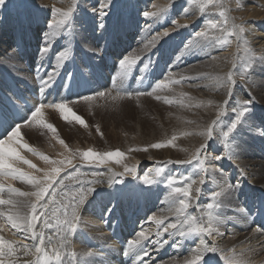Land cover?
<instances>
[{"label":"snow or ice","instance_id":"obj_1","mask_svg":"<svg viewBox=\"0 0 264 264\" xmlns=\"http://www.w3.org/2000/svg\"><path fill=\"white\" fill-rule=\"evenodd\" d=\"M12 0H0V10H7V5ZM186 5L182 14H189V6H198V11L204 13L209 6L219 9L221 20H208L206 28L195 31L190 40L184 43L181 52L191 53L194 49L203 50L205 47H214L216 44L226 46L229 43V37H235L238 44L245 42L246 29L243 25H236L234 22L229 24L228 9L223 0H185ZM175 6V0H172V7ZM154 11H139L143 17L144 27L141 32H152V25L157 23L160 18L167 12L168 5H152ZM13 8L29 9L39 18L42 9L37 7L33 0H20V3L13 4ZM82 11L79 0H70L69 6L51 8V19L48 20L47 30L44 31L39 44L40 60L36 66V81L39 84V96L41 100L34 104L31 109L27 107V100H21L11 88L7 89L11 95L5 94L0 89V109L11 108L20 115L18 121H13L5 127V122L0 120V231L5 225L10 226L15 231L13 237L18 233H23L19 238H6L0 235V264H96L95 261L88 258L94 257L97 253L88 249L87 251L77 252L72 249L71 243L73 236L86 223L84 212L87 206L92 202L93 193L96 186L104 181L102 172L81 171L80 167L73 163L79 157V164H95L96 166L106 165L110 162L120 164L125 153L119 150L95 152L91 148L79 152H73L71 158L60 160H49L46 155H41L33 147L24 141L22 130L40 126L55 132L56 129L51 123H45L44 109L52 108L57 111L60 117L65 121H75L79 125H85V120L76 114L68 105L79 100L93 101L100 99H111L112 101L139 98L141 96L154 97L161 100L158 91L167 89L170 85H181L189 79L209 81L205 87L211 86L219 91L223 90L224 98L221 104L215 106V118L209 123L198 135L204 138V142L191 155L190 159L168 161V164H180L195 166L196 171L200 174L197 181L191 179V176L183 174H170L164 179L166 168L158 165L155 170L149 169L141 175L139 170L133 166L123 165L125 171L120 175H131L133 179L140 181L145 188H151L155 185L165 184L170 189L166 196L168 202L169 214L175 217L174 222L165 224L167 217L157 218L152 215L148 217L157 226L154 232V239L151 244L158 250L171 243L174 249H179L183 241L196 237L199 243L189 249V256L182 261L176 260L175 257L169 264H248L243 258L245 251H251L250 247L242 248L237 251L236 245L231 247H222L219 241L224 237L228 222L236 223L240 220L249 222L250 217L247 207L238 202L232 206V215H226L223 209L228 205L225 199L231 197L233 192L240 189L239 181L232 184L225 179L222 184L216 185L218 190H213L210 194L211 202L206 205L198 203L199 198L203 195L201 186L205 184L209 172H219L223 175V170L216 167L213 161L229 160L237 163L238 148L237 143L240 132L247 127L254 134L264 137V126L253 124L251 116L252 99L233 100L237 86V76L241 82H247L254 70L255 64H264V57L258 61L253 57L247 56L241 71L237 72L235 61H232L231 68L223 75L212 76L207 72H199L195 76H188L185 73H176L172 71L173 66L178 65L182 60V55H176L172 64L168 65V71L163 74L164 79L160 80L152 87L151 91H145L140 88L129 89L126 86L127 78L132 74L133 69L139 67L141 73L150 70L157 61L151 59L150 53L156 49L162 38L171 36V33L179 29L187 28L188 24H181L176 19H172L173 28L165 29L152 35L147 41H142V47L126 52L118 60L117 72L111 76L112 87L106 91H87L86 93H77L71 100L62 98L60 102L44 103L43 99L51 93L60 91L64 87L66 91L70 90L75 84L80 86V80H84V73L76 71H67L66 62H73L74 55L71 54L73 45H81L82 51L92 54L91 57L100 58L105 52L106 44H98L93 36L87 34V28L76 27L74 20L76 13ZM88 11L91 13L88 20L91 21L92 33L99 32L104 36L106 28V18L114 12L113 0H97L96 4L90 6ZM219 29L221 36H217L214 30ZM59 39L65 40V47L55 53V60L52 70L45 67L49 55L53 52L54 43ZM206 42V43H205ZM21 45L16 43L10 45L8 49L0 51V62H13L14 69H18L15 63L20 55ZM148 63H144L145 54ZM213 61L217 57H212ZM140 65H143L140 67ZM85 70L91 75L94 68L91 64L85 65ZM79 76V79H78ZM86 82V81H85ZM138 83L143 84L142 77L138 78ZM199 86V85H196ZM181 98L167 99L168 104L178 103L181 107L199 108L201 102L191 103L190 97L186 93L180 94ZM212 101H208V106ZM176 137L173 136L167 144L154 143L149 145L153 149H160L173 144ZM215 140L223 146V151L214 157L208 155L209 142ZM59 143L64 144L63 140ZM141 149H129V151H140ZM147 151V148L143 149ZM29 152L39 156L40 159L53 165L49 169H37V172H43V175H29L21 170V165H27L29 168H35L29 159L25 158L22 152ZM73 169L67 172L66 169ZM61 173H64L62 176ZM241 176L245 175L243 169L240 170ZM115 175V174H113ZM191 179V182L188 181ZM19 180L30 185V190L21 191L14 187L11 181ZM117 181L109 179L108 183L113 186ZM123 181H120L122 183ZM215 183V181H213ZM225 198V199H222ZM195 206L198 215H193L189 209ZM114 207V205L112 206ZM112 207L107 209V215L112 212ZM258 214H264V206L257 209ZM252 217L249 226L253 224ZM105 224L108 220L104 221ZM115 226V225H114ZM254 235L264 236V225H259L252 229ZM153 233L147 229L138 231L135 238L128 239L123 246V256L125 261L131 260L132 264H150L149 258L151 253L145 246ZM167 238H164V237ZM251 238H249L250 241ZM30 240L31 243H26ZM211 240V243L208 241ZM109 248L112 246L109 245Z\"/></svg>","mask_w":264,"mask_h":264},{"label":"bare ground","instance_id":"obj_2","mask_svg":"<svg viewBox=\"0 0 264 264\" xmlns=\"http://www.w3.org/2000/svg\"><path fill=\"white\" fill-rule=\"evenodd\" d=\"M33 1L34 2L37 1L39 3V7L44 10L43 13L39 14L40 21L34 20V19L32 20L30 18V13H31L30 9L26 10V9L12 8L13 7L12 4H14V2L15 4H18L20 3V0H12V2L7 5V6L12 5V6L9 7V10H8L9 14H5L4 16V19H5L4 25H0V51H3L4 49H6L10 44L11 28H13L17 33L21 34L22 38H24V35H25V37L29 38L28 39L29 41H32L35 43H36V40L40 41L41 36L46 30L38 26V22L41 23V21L43 20V21H46L45 23H48V20L51 18V8L53 6L66 8L68 4L67 2L68 0H53L51 1V3H48V4H47V0H33ZM95 1L97 2V0ZM158 1L160 5H163V3H165V1L167 0H164V1L158 0ZM223 2L225 3L226 8L228 9L229 24H232L234 22L236 25H243L245 28L246 27L250 28V30L247 29V32H249L248 34L249 36L245 38V42H241L238 48L237 40L235 39V37H232V39H229V44H231L230 51L221 52L219 54H214V53L217 52L215 50L216 47L222 46L220 44H216L214 47H205L203 50L194 49V51H192L193 53L192 52L191 53L179 52L176 54V55L184 54L182 58L186 56L188 63L194 62V63H197L195 64L196 66L206 67L207 65L208 67L212 68L213 71H210V70L206 71L212 76L223 75V73L227 72L231 68L233 60L235 61V64H236V68L234 70L237 72L241 71L243 68V64L245 63V59H246V53L244 51L245 48L248 49L247 56L253 57L257 61L259 60V58L264 57V31L262 30L260 32L255 31L258 28L264 29V21H263L264 20V0H244L243 2L239 0H223ZM135 3H137V1L129 3V5L126 4L124 6V9H122L121 6L117 4L116 8H114V12L110 13V16L106 18L107 31L105 35L102 37L99 35V32L92 33L91 31L92 24H91V21L88 20V16H90L91 13L88 11V9L92 5H86V2H85V5L83 6V8H81L82 11H80L82 12V14L79 16L80 19L81 18L83 19L82 23H84L85 25L79 28H87V34L89 36H93L97 40L98 44H101V45L106 44V47H108L110 46L111 41H112L111 35L124 33L126 29V26H124L123 24L115 25L114 23H112V21L114 22L119 21L120 15L128 18L129 12L133 11V6ZM213 9L216 10V8H213ZM4 12L5 11L0 10V22L3 20L2 17L4 15ZM124 12L126 13L123 14ZM177 12H178L177 5H175L174 8L172 7L170 11L168 10L166 14L168 15L167 22L170 21V19L171 20L176 19L181 24L187 23L189 27V22H191L192 20L194 21L193 17H189L190 15H192L190 14V10H189V14L187 15L182 14V11H181L179 13L180 15L176 16ZM84 13H86L88 16L84 15ZM47 17L49 19L44 20ZM140 18H143V17L140 16ZM240 18H244L243 21H238ZM251 19H254L257 24L259 23L258 28H254L255 24L251 22ZM209 20H217V18L214 16L213 18H209ZM248 21L251 23H249ZM162 24H163V21L161 22V25ZM77 25L79 26V23ZM154 28L155 27L152 25V29H153L152 32L143 33L140 30L135 36L128 38V40L125 43L127 45L129 43L130 47H128V50L126 52L130 53L132 52V50L142 47V43H141L142 41H147L148 39L151 38L152 35H155L157 33L155 32ZM204 28H206V25L204 26L200 25V28L197 30L199 31ZM214 31L216 32L218 36H221L219 29L214 30ZM160 32H163V31H160ZM252 32H255V34L259 35L261 39L256 40L253 43H250L251 40L254 38ZM190 38H187L184 43H187L190 40ZM56 44H58V46L54 47L52 53H56L59 50L61 51V49L65 47V40L59 39L58 42L54 43V46ZM80 47L81 45H73L74 49H81ZM168 48H169V45L167 44L163 45L160 58H162L163 54L166 56L169 54ZM221 50H224V48L221 47V49L218 51H221ZM158 52H159L158 49H156L155 51L153 50V52H151L150 55L152 54L156 57L158 55ZM147 55L149 54L148 53L145 54V59H144L145 63L148 62L146 58ZM176 55L171 60L170 64H172V62L175 60ZM212 57H217L218 59L213 61ZM182 64L183 62L181 61L178 62V65L173 66L172 71L175 72V70ZM255 66H256V69L251 74L247 82H241L239 80V77L237 76V86H236L235 95L233 96V100L237 98L252 99L253 104L251 106H255L257 108V114L253 113L252 115V119H253L252 123L255 125H259V126H264V64L256 63ZM67 67L68 66L66 65V68ZM214 68L216 69L215 72H214ZM167 71H168V66H167L166 72ZM181 72H184V71L183 70L177 71V73H181ZM255 73L258 75H256ZM2 84L3 82L1 81L0 86ZM205 84H210V82L202 80L194 84V86L199 85L196 87L200 90L199 94L203 95V99H202L203 101H196L192 103V104H195L197 102H201L204 108L200 109L196 107H191V110H189L187 114H190L192 112L194 113L190 120L187 118L185 119L187 121H185L182 127L184 131L182 130L183 132L181 133L179 132V129H177L176 132H173V133L169 132L166 136H164L165 140L162 142L163 143L168 142L169 140L172 139L173 136L176 137V140L173 142V144L168 145L166 147H162L158 150L152 148V151H150L148 148H151V147H147V151L141 153V150H140V153L137 154V153H134L135 151H129V149H136L135 146L134 147L131 146L129 147V149H124L123 147L118 145L117 142L115 141L116 142L115 144L118 145L116 147H112V146L102 147V142L98 140H95V141L101 144L102 148H99L100 146H98V148H95L93 144H92L93 146L89 144L91 142L85 141V139H89L91 136L88 130V129H91L90 124H89L90 120L88 121V118L84 117L87 128L86 127L81 128L73 124L74 121L72 123V121L63 120L60 117L59 113L52 108H49L48 110H44V114L49 118V120L46 123H51L56 129V131L53 134H51L52 139H49L41 144H38L36 140L28 139V136L25 135L26 132L25 133L22 132L24 141H26L30 147L35 148L37 152H39L41 155L48 156L49 160H60V159H65V158H71V155L73 152H76L78 154L79 152L85 151L89 148H91L95 152L119 150L125 153V156L120 164H117L114 161L110 162L109 164L100 165V166H96L95 164H87V163L79 164L78 155H77V160L73 161V163L77 164L80 167L81 171L83 172H87L89 174L91 172L104 173V176L102 177L104 182L96 186L97 189L93 193L92 202L89 206H87V211L84 212L83 214L86 223L82 227H84L85 229H91L90 232L96 233L99 236L97 238H94V241H96L98 244H101V242H103L104 240L103 235L107 233L104 232L103 228H101V224H102L101 222L99 223V225H97L99 220L96 217V215L100 212V210L97 212L96 210L97 208L93 205L95 202L104 203V204H108L112 202L113 205L116 207V209H119V210L120 208H123L121 210H125L126 207L130 206L128 208L129 209L128 212L135 211L136 207L138 206L137 204H142V210H143L142 213L150 209L151 210L150 216L154 215L157 218L167 217V219L165 220V224L175 221V217L170 215L168 212L169 205H168V202L166 201V196L168 192L170 191V189H167L165 184L155 185V186H152L151 188L146 189L145 186L143 185H140V186L134 185V183H136L137 181L133 182L132 184H126L124 182L120 183V181L122 180H120L119 177L121 176L120 174L124 173L125 171L123 165L126 164L129 167L135 166L137 168V166L139 165L141 167L144 166V164L141 165L142 162L149 161L147 166L144 168L145 169L144 171H148L149 169H152L154 171L156 166L158 165L164 166L166 168V172L164 174L165 180L167 179L168 175L173 174V173H176L178 175L183 174L185 176H191V179H195L197 181L200 179V174L196 171L194 165L189 166L186 164L185 165L168 164L167 162L190 159L191 155L195 153L196 149L200 146V144L204 142V138L198 135V133L201 132L215 118V106L221 104L224 98L223 90L217 91L213 89L211 86L205 87L204 86ZM208 101H212L211 106H208ZM68 106L72 110H74L72 106L70 105ZM101 123L102 122H100V125ZM95 124L96 123L94 122L92 125H95ZM125 129L122 131H125ZM28 131L30 130L28 129ZM60 140H63L64 144L59 143ZM73 140H75L76 142L85 141L88 144L82 145V144L76 143L75 145H73L70 143ZM238 141H239V145H241V143H243V138L240 136L238 138ZM92 142L95 143L94 140ZM247 142L252 143L253 145L264 147V137L259 136V137L254 138L253 140L247 139ZM209 147L210 145L208 146L209 155H212V152H218L219 150L223 151V146L217 143L215 140L212 141L211 147L215 148L216 150H213L212 148L210 149ZM242 151H246V153L237 157V163L232 162V165L229 167L236 168V170H238V173H240L241 169L244 170L245 172V175L243 176L244 183L240 184L241 186H240L239 191L233 192L231 197L227 199L222 197V199H225L226 205H228L225 209H223L226 215H232L231 213L232 206L240 202L237 200L238 198L237 195L241 190H242V195H244L248 191L250 192L254 191L253 189H242L241 187L257 188L264 192V156H263V159H260L257 157L253 158V157H249L250 155L249 150L242 149ZM22 154L25 155L26 159H29L31 163L35 165L34 169L29 168L27 165H21V170L26 172L29 175H37L38 177H40L43 175V172L42 171L37 172L36 171L37 169H42V170L49 169L50 170V168L53 166L49 163H46L42 159H40L39 156L33 155L32 153H29L27 151L22 152ZM251 154L254 155L253 153ZM222 161H218L217 163L220 164ZM66 171L72 172L73 169L68 168L66 169ZM61 175L63 176L64 173H61ZM208 176L210 178L206 177L205 185L201 186L203 195L198 200V203L201 205H206L207 203L211 202L210 200L211 192L213 190H218L216 185L222 184L220 182L221 180L216 181L215 177L210 176L209 174ZM109 179H114L117 182L113 186H110L108 183ZM191 179L188 181L189 183L191 182ZM213 181H215V183ZM11 183L13 184L14 187L19 188L21 191H27V190H30L31 188L30 185H27L19 180L11 181ZM208 183H211L209 184V188L207 187ZM106 191H108L109 194H106ZM258 198H260V201L262 203L264 202V198H261V197H258ZM145 201H150L151 203L148 206H146ZM241 201L243 204L247 202L246 200H241ZM254 201L255 203L252 206V210L253 212H255V215L258 216L257 209L259 206V201H257V198ZM189 211L193 215L199 214L195 206L191 207ZM256 226L257 225L253 226V228H255ZM156 228L157 226L155 225V223L152 221H149L148 219L147 221H142V223L139 224V231L143 229H147L149 232L153 233V235L150 236L149 241L145 242V246L149 249L151 253L150 257L146 258V259H149L150 264H169V262L173 259V257H175L176 260L178 261H182L184 258L189 256V251L183 256H181L182 253L177 254L174 249H171L169 252H167L168 256L165 257V259L163 260L160 259L162 257L161 255L162 250L165 247H167V245H165L163 248H160L158 250L155 246L151 244V240L155 238L154 232ZM244 229L245 228H243V226L237 229H234V233L232 234V236L228 235L226 236V238L223 237L219 241L220 245L222 247H231L233 245H236L238 252L242 248L250 247L251 251H245V254L243 257L248 262V264L264 263V236L254 235L252 232V229H249V230H244ZM14 231L15 230L11 229L10 226L5 225L4 229L0 231V235H3L4 237L9 238V239L19 238L20 236H23V233H18L17 237H13L12 233ZM221 231H225L224 227H221ZM133 238H135V236H133ZM164 238H167V237L165 236ZM249 238H251L250 241H249ZM79 239L81 238H79V234L77 232L73 236L72 243H71V247L73 250L79 253V252H83V251H87L88 249H91L89 247L78 245ZM25 242L31 243L30 240H26ZM109 242L113 243L112 240ZM187 242H190V241L188 240ZM208 242L211 243V240H209ZM198 243H199V239L196 238L192 244L193 248ZM109 245L110 244L105 245L104 247L108 248ZM92 250L96 251V249H92ZM99 257H102V256H99ZM88 259L94 261L96 260V257H90ZM155 259H159V260L158 262L153 263ZM109 261L112 262L113 264H116V262H114L113 257H109Z\"/></svg>","mask_w":264,"mask_h":264},{"label":"rangeland","instance_id":"obj_3","mask_svg":"<svg viewBox=\"0 0 264 264\" xmlns=\"http://www.w3.org/2000/svg\"><path fill=\"white\" fill-rule=\"evenodd\" d=\"M51 1H53V0H47V4L51 3ZM136 1H137V3L134 4L133 11L129 12L128 18L120 15V19H119L120 22L119 21H115V22L112 21V23H114L115 25L123 24L124 26H126V29H125L124 33L111 35V39H112L111 44H110V46L105 48V52L102 55V57H100V58L91 57L92 54H90V53L88 54V53H85L82 51V46L80 47L81 49L72 48L71 54L74 55V61L73 62H66V65L68 67L76 66V68H77L76 72L77 73H80V72L84 73V76L88 80L86 83V87L89 90H91V91H97V90L106 91L112 87L109 84L111 83V76L115 75L117 72L118 60L128 50V47H130L129 43L127 45L125 42L128 40V38L135 36L141 30V28L144 27V20H143V18H140L139 11H143V10L154 11L155 9H153V7H151V6L153 4L160 5L158 0H113V4H114V8H116V6L118 4L119 6H121L122 9H124V6L126 4L129 5V3L136 2ZM239 1L243 2L244 0H239ZM67 2H68L67 6H69L70 0H68ZM85 2H86V5L96 4L95 0H79L80 8H83V6L85 5ZM34 3L36 4L37 7H39V3L37 1H35ZM198 3H199V0H198ZM12 5H10V6H12ZM40 5H42V4H40ZM163 5H168L169 7L167 9V12H168V10L170 11L172 9V0L165 1V3H163ZM175 5L178 6V12H177L176 16L180 15L179 13L181 11H183V8L185 6H188V5H186L185 0H175ZM10 6H7V10H5V12H4V15L2 17L3 20L0 22V25H4V21H5L4 16H5V14H9L8 10H9ZM189 8H190V14H192L189 17H193L194 21L192 20L191 22H189V27L179 29L178 33L173 32V33H171V36L162 38V40L160 41V43L156 47V49L159 50L158 55L155 57L154 55L151 54V59L153 61H157V62L150 70L145 72V74L152 73L151 77H153V80H152L153 83H151V84L149 83L146 85L144 83V80H143V84H139L138 80H135V78L139 74H144V73H141L139 70V67H137V68L133 69L132 74L126 80V86L130 90L135 89V88H140V89L145 90V91H151L152 87L155 86L154 83L159 82L160 80L164 79L163 74L166 73L167 66L171 63V60L173 59V57L177 53L181 52V50L183 49L185 40L187 38H190L192 33H194L195 31H198L197 29L200 28V25H203V26L206 25L207 26V21L209 20V18H213L215 16L217 18V21L222 19L221 17H219V14H218L219 9L218 8H216V10H214L213 8H215V7L209 6L204 13H200L198 11V6H189ZM43 12H44V10L42 9L41 13H43ZM167 12L160 18V20L157 23L153 24V26L155 27L154 28L155 32L158 33L160 31H164L165 29H169V28L174 27V26H172L171 19H170V21L167 22V18H168L167 17L168 15H166ZM125 13L126 12H124L123 14H125ZM81 14H82V12L78 11L76 13L75 18H74V20L76 22V27H78V28L85 25L84 23H82L83 19L79 18V16ZM169 17H170V15H169ZM30 18L32 20L34 19V20L40 21V19L37 17V15L33 14L32 12L30 13ZM47 19H49V18L47 17L44 20H47ZM243 19L244 18H240L238 21H243ZM162 21H163V24L161 25ZM45 22L46 21H43V20L41 21L42 24L40 22H38V26L47 30V23H45ZM251 22L253 24H255L254 28H258L259 23L257 24L254 19H251ZM251 22H249V23H251ZM78 23H79V26L77 25ZM80 23H82V24H80ZM245 29H246L245 38H247V36H249L248 35L249 32H247V29L250 30V28L246 27ZM261 30L264 31L263 28H258L255 31L260 32ZM252 34H253L254 38L251 40L250 43H253L256 40L261 39V37L259 35L255 34V32H252ZM10 38L11 39H10L9 46L14 45L16 43H19L21 45L20 55L17 57V60L15 61V63L18 65V69H14L13 62L3 61L2 63H0V82L3 81L2 76L4 77L7 74V75H9L10 78L17 81L18 83H21L23 81V82H27V83L32 84L31 83L32 79H34V77L36 76L37 63L40 60V56H39L40 41L36 40V43L29 41L28 40L29 38L25 37V35H24V38H22L21 34L17 33L13 28H11ZM229 39H232V37H229ZM166 44L169 45V48H168L169 54L167 56L163 54L162 58H160V54L162 53V47H163V45H166ZM9 46L6 49H8ZM57 46H58V44H56L54 47H57ZM221 47H223L224 50L218 51L221 49ZM221 47H216L215 50L217 52H215L214 54H219L221 52H229L231 49V44L228 43L226 46L222 45ZM156 49H154V51ZM182 56H184V54H182ZM257 58H259V57H257ZM54 60H55V53H52L48 57V61L45 65L47 70H49V71L52 70ZM159 61H160V63H159ZM187 61H188L187 57L186 56L183 57L181 60V62H183V64L181 66H179L175 70V72L177 73L178 70H183L184 71L183 73H185L186 75L195 76L199 72H206L209 70L213 71V69L208 67L207 65H206V67L205 66L199 67V66L195 65L197 63H194V62L188 63ZM24 63L25 64L28 63L29 66L27 67ZM146 63H148V62H146ZM87 64H91L94 68V72L91 75L85 70V65H87ZM142 66L143 65H140V67H142ZM255 69H256V66L254 67V70H252L251 74L255 71ZM2 70H5V71H2ZM215 71H216V69L214 68V72ZM135 72H138V73L135 74ZM133 73H134V75H133ZM256 75H258V74H256ZM128 80H129V82H128ZM199 81H202V80L189 79V80L184 81L183 84H181V85H170L167 89H163V90L158 91L157 94L162 97L161 100H156L154 97L141 96L139 98L133 97L130 100L124 99V100H117V101H112L110 98L107 100L100 99V100H93V101H82L81 100V101H79L80 103L74 102V103H69V105L72 106V108L74 109L73 111L76 112V114L80 115L82 117V119H84V117H85V118H88V121L90 120L89 124H90L91 129H88L90 132V135H91L89 138L90 141H89V139H85V141L91 142V143H89L90 145L93 144L95 148H98V146H100L99 148H102V147H107V146L116 147V146L120 145L124 149H129V147L135 146L136 149H140V147H141V153H143V152H145L143 149L147 148L149 145H151L153 143L158 142L161 144H166L167 142L163 143L162 141L165 140L164 136H166L169 132H171V133L176 132L177 129H179V132H181V133L184 131L182 127H183L185 121H187L185 119L187 118L190 120L192 118L194 112L187 114V112L189 110H191V108L181 107L180 104H178V103L168 104L165 102V98L175 100V99L181 98L180 97L181 93H186L187 97L192 98L191 103L196 102V101H203L202 100L203 95L199 94L200 90L196 86H194V84L198 83ZM87 104L88 105L90 104V105L88 106ZM85 106H86V108H85ZM199 108L202 109L204 107L201 106ZM251 109H252L251 110V116L253 115V113L257 114V108L255 106H251ZM44 119H45V123L49 120V118L45 114H44ZM94 122L97 125L96 124L92 125ZM98 122H99V124H98ZM100 122H102L101 125H100ZM72 123H73V121H72ZM73 124H75L81 128L82 127L87 128L86 124L85 125H79V124L75 123V121ZM100 126H102V127H100ZM25 129H23L22 132H24V133L26 132L25 135L28 136V139L36 140L38 144H41V143H43L49 139H52L51 134L54 133L51 130H48L46 128H42L38 125L34 126L33 128H25ZM28 129L30 131L32 130L31 133H30V131H28ZM124 129H125V131H122ZM105 135H107V136H105ZM239 135L243 138V143H241V145H239V141L237 140V143L239 145L238 157L240 155L246 153V151H242V149H244V150L250 151L249 157H253V158L257 157V158L263 159L264 147H260L258 145H253L252 143L247 142V139L253 140L256 137H259V135L254 134L247 127H245L240 132ZM91 140L92 141L94 140L95 143H93ZM95 140L101 141L102 147H101V144H99ZM85 141L76 142L75 140H73L70 143L73 145H75L76 143L82 144V145L88 144ZM109 141L111 144L112 143L113 144L111 145L109 143ZM115 141L117 142L118 145L115 144L116 143ZM83 142H85V143H83ZM139 144H141V145H139ZM209 145H210V147H209L210 149L212 148L213 150H216L215 148L211 147L212 141L209 142ZM138 146H140V147H138ZM148 149L150 151H152V148H148ZM221 151L222 150H219L218 152H212L211 156L214 157L215 155L220 154ZM134 153L139 154L140 151H135ZM215 153H217V154H215ZM251 153H253L254 155H252ZM207 154L209 155V152ZM148 163H149V161H144L141 164V165L144 164V166H142V167L140 165L137 166V169L139 170V173L141 175L143 174V172H145L144 168L147 166ZM212 163L216 167L221 168L223 170V175H221V173H219V172H209L208 173L210 176L215 177L216 181L221 180L220 182L223 183V181L225 179H227L232 184H236L238 181L240 184L244 183L243 182V176H241V174L238 173V170H236V168H230L229 167L232 165V161L225 159L220 164H218L216 161H213ZM119 179L122 180L126 184H132L133 182L137 181L136 183H134V185H139V186L143 185L140 183V181L133 179V177L131 175H121L119 177ZM0 180H4V178H0ZM209 184H211V183L207 184L208 188H209ZM241 188L254 190L253 192L248 191L244 195H242V190H241L237 195L238 201H240V202H242L241 200L247 201L246 203H244V205L247 207L249 215H250V217L248 218L249 222H245L243 220H240L236 223L228 222L226 228H224L225 229V235H224L225 238L228 235L232 236V234L234 233V229H237V228L243 226V228H245L244 230H249V229H252L253 226H255L254 222H253V224H251V226H249V223H250L252 217H256L255 212H253V210H252V206L254 205V203H255L254 200L256 198H258V197L264 198V192L257 189V188H252V187H241ZM106 194H109V192L106 191ZM150 203H151L150 201H145L146 206H148ZM93 205L97 208L96 209L97 212L100 210L101 212H103V214H105L107 212V209L109 207L113 206V203L111 202L108 204H104V203L95 202ZM98 205H99V207H97ZM137 205L138 206L136 207L135 211H133V212H128L129 211L128 208L130 206L126 207L125 210H121L123 208H120L119 212H121V213L124 211L127 212V213L123 214L124 218L128 217L127 214H129L132 217L133 216L137 217L138 224H137L135 230L138 232L139 231V224H141L142 221H144L143 215L146 216V218H148L150 216L151 210L148 209L147 211L142 213V211H143L142 210V204H137ZM96 217L99 220L100 216L96 215ZM99 223H100V220L97 223V225H99ZM101 228H103V223L101 224ZM230 228H231V230H230ZM80 229L84 230L85 232H88L89 236L93 240H94V238L99 237L96 233L90 232L91 229H85L84 227H81ZM103 230H104V232L108 233L104 228H103ZM78 234H79V232H78ZM79 238H81V237L79 236ZM103 239L104 240H103V242H101V244H98L95 241L97 243L98 247L102 248L108 244H110L112 247L111 248L104 247V250L107 252V254H105L104 252L102 253V251H99L98 249H96L95 252L97 253V255L94 256V257H96V260H94V261L96 262V264H113L112 262L109 261V257H113V258L117 257L118 258L120 256L122 250L120 251V248L116 246V244L113 242V240H112L113 243L109 242V241H111V239H110L108 234L103 235ZM195 239H196V237H191V238L183 241L182 246L179 249H174L171 246V243H169L167 245V247H165L162 250L161 255H164V253H167L171 249H174L177 254L182 253L181 256H183L184 254H186L189 251V249L193 248L192 244H193V241ZM188 240L190 242H187ZM78 245H82V246L87 247L82 242L81 239L78 240ZM91 249H94V248H91ZM99 256H102V257H99ZM221 264H222V262H221ZM262 264H264V263H262Z\"/></svg>","mask_w":264,"mask_h":264}]
</instances>
